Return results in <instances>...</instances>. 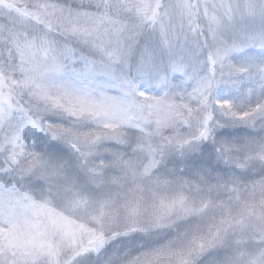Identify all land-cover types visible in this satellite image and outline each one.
Listing matches in <instances>:
<instances>
[{
  "label": "snow or ice",
  "instance_id": "obj_1",
  "mask_svg": "<svg viewBox=\"0 0 264 264\" xmlns=\"http://www.w3.org/2000/svg\"><path fill=\"white\" fill-rule=\"evenodd\" d=\"M0 264H264V0H0Z\"/></svg>",
  "mask_w": 264,
  "mask_h": 264
}]
</instances>
